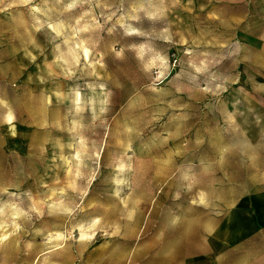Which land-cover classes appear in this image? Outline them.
<instances>
[{"label": "rangeland", "instance_id": "374dc122", "mask_svg": "<svg viewBox=\"0 0 264 264\" xmlns=\"http://www.w3.org/2000/svg\"><path fill=\"white\" fill-rule=\"evenodd\" d=\"M234 1L0 0V264H217L228 220L219 262L257 259L264 0Z\"/></svg>", "mask_w": 264, "mask_h": 264}, {"label": "crops", "instance_id": "0c3cea01", "mask_svg": "<svg viewBox=\"0 0 264 264\" xmlns=\"http://www.w3.org/2000/svg\"><path fill=\"white\" fill-rule=\"evenodd\" d=\"M240 1V0H239ZM233 2H235L233 0ZM264 36V35H263ZM231 217V216H230ZM229 219V218H228ZM227 219V220H228ZM232 220V219H231ZM229 220L227 221V225L221 227V229L225 230L223 233V239L227 240L230 245L227 250L223 251L221 255H218L219 251H216L217 254V264H264V246L262 247L261 251L257 253V259L255 260L249 255L248 251V262L245 263H234L231 262V258H226V262H219L222 261V257L225 255L228 256L233 252L236 253L238 250L239 252L242 251V248L245 247V244L250 243L252 239L247 238L249 234L248 230V222L240 223L238 225H228ZM263 223L259 222L260 225L257 226L256 234H251L249 236L260 237L261 234H264V219L262 220ZM233 224H237L236 222H232ZM254 259V260H253ZM228 260V262H227Z\"/></svg>", "mask_w": 264, "mask_h": 264}, {"label": "bare ground", "instance_id": "6f19581e", "mask_svg": "<svg viewBox=\"0 0 264 264\" xmlns=\"http://www.w3.org/2000/svg\"><path fill=\"white\" fill-rule=\"evenodd\" d=\"M9 120H11V119H9Z\"/></svg>", "mask_w": 264, "mask_h": 264}]
</instances>
